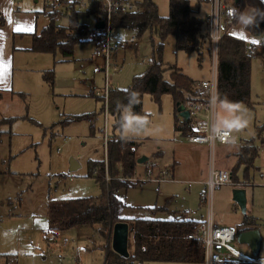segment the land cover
I'll return each mask as SVG.
<instances>
[{"label":"rangeland","instance_id":"1","mask_svg":"<svg viewBox=\"0 0 264 264\" xmlns=\"http://www.w3.org/2000/svg\"><path fill=\"white\" fill-rule=\"evenodd\" d=\"M22 1L20 11L41 12L44 9L41 0ZM153 1L161 16L169 15V0ZM0 2V11L4 20H7L6 13L17 11L16 3L14 0ZM192 6L197 7V0H192ZM209 7L206 3L200 4L199 15L202 18L209 14ZM81 18L89 29L93 28L91 17ZM66 22L65 19L61 21L63 24ZM45 24L47 20L40 21L38 31ZM117 31L118 37H136L133 46L118 53L117 61H112L110 69L112 87L128 88L134 76L144 74L148 69L153 49L158 48L161 39L157 30H147L141 35L135 30L114 29L115 35ZM91 34L92 30L85 37V42L75 46L70 59H65L60 51L50 53L51 69L55 72L52 85L44 81L43 71L30 70L24 72L29 76L24 89L14 95L0 91V253H5L1 254L0 264H104L102 246L106 241L93 228L73 226L55 231V239L49 240L52 233L50 206L72 198L101 194V188L93 177L96 173L89 175V163L106 158L102 133L104 112L102 103L91 91L94 90V94L103 92L105 75L102 67L90 57L94 47L93 42L88 41ZM20 36L17 35L16 44ZM23 39L27 43L32 40L30 34H23ZM162 58L167 64L181 67L198 81L213 76L208 44L201 55L177 51L175 37L168 35L163 40ZM251 83L254 108L239 106L247 124L242 129L233 130V134L238 136L239 146L242 140L254 136L264 141L263 126L256 134V126L264 122V49L252 59ZM217 105L219 112L223 104ZM182 111L187 110L183 109L181 103L176 105L170 94H163L160 101H156L151 94L145 93L142 113L130 115L124 112L123 115L144 121L138 131L114 128L109 116L111 136L115 134L142 141L138 155L147 158L146 162L155 174L165 168L172 172L174 179L163 183L144 182L138 177L145 178L146 169L144 165L138 164L135 174L131 178H124L132 186L117 193L124 201L120 209L123 217L171 218L170 211L151 210L166 204L168 209H199L200 214L206 215V207L198 205L199 193L203 190L202 180L209 171L210 151L206 144L192 145L181 131L175 129L174 116L176 113L180 115ZM70 115L85 116L70 121L67 120ZM223 150V147H216L214 158L217 167L219 164L227 167L231 162L226 159ZM175 161L178 164L174 170ZM238 177L245 181L243 171L238 173ZM234 189L231 185H223L215 190L214 221L216 225L229 226L237 231L239 225H235V221L236 224L241 223L246 215L256 217V230L261 239L257 255L247 243L239 242L237 237L233 247L248 257H264V183L255 179L243 187L247 196L245 213L236 207ZM108 243L111 247V243ZM147 264L167 263L154 261ZM239 264L251 263L242 261Z\"/></svg>","mask_w":264,"mask_h":264},{"label":"trees","instance_id":"2","mask_svg":"<svg viewBox=\"0 0 264 264\" xmlns=\"http://www.w3.org/2000/svg\"><path fill=\"white\" fill-rule=\"evenodd\" d=\"M225 18L228 29L239 22L238 15L246 7L264 9L262 0H224ZM201 3L209 0H197V7L192 6V0H169V15L161 16L159 8L153 0L139 1L140 9L135 12L118 13L112 18L113 29L135 30L138 35L149 30H157L161 39L158 48L153 49V55L144 74L134 76L128 88L113 87L110 89L107 107L113 120L114 128H121L123 115H139L142 113L143 96L151 94L160 101L163 94H170L175 104L183 103L195 97L196 81L186 74L176 64L163 61V40L168 35L175 37L177 51L197 52L202 54L208 44L211 52L208 20L199 15ZM210 6V4H209ZM231 9H238L237 18L230 15ZM66 11V13H65ZM47 24L39 33L34 32L30 50L36 52L56 53L60 51L65 59L73 57L75 46L85 42L90 32L89 26L82 22L83 15L100 13L95 9L79 11L73 5L65 6L62 14L51 12ZM58 14V13H57ZM57 16V17H56ZM67 17L68 23H60ZM1 22L4 20L1 18ZM252 35L264 33V20L256 26H249ZM89 40L94 41L93 34ZM95 42V41H94ZM264 49V44L248 43L228 33L224 34L218 47V103L230 101L236 105L253 108L252 102V59ZM54 70L43 71V79L48 84L54 83ZM92 95H95L94 93ZM104 112L105 99L97 97ZM85 115L69 116L67 120H79ZM175 129L186 136L192 129L190 120L181 115L174 116ZM264 127V125H263ZM257 127V132H258ZM142 141L133 137L112 135L106 145L104 160H91L90 176L96 173L95 180L101 188L98 196L72 198L67 202L52 205L49 210V221L52 231H61L73 226L82 225L93 228L105 239L104 264H147L161 261L167 264L192 262L203 264L204 244L199 239L189 235L196 229V219L190 218L187 212L170 211L167 207L155 206V211H170L171 218H127L120 214L124 201L118 196V191L128 189L132 185L124 178H131L138 166V149ZM256 138L242 142L239 146L237 163L232 169L234 182H248V171L254 166L260 146ZM244 168V180H239L238 170ZM125 222L129 227L128 256H122L112 248V234L115 224ZM257 218L246 216L239 230L255 229ZM111 243V247L109 243Z\"/></svg>","mask_w":264,"mask_h":264},{"label":"built area","instance_id":"3","mask_svg":"<svg viewBox=\"0 0 264 264\" xmlns=\"http://www.w3.org/2000/svg\"><path fill=\"white\" fill-rule=\"evenodd\" d=\"M46 9L41 13L47 19L51 17V12L56 15L62 14L65 6L73 5L79 11L95 9L99 17L104 21V26L92 29L95 38V51L93 57L103 58L102 70L105 75V85L103 92L97 91L95 96L105 99L104 127L102 128L105 147L111 137L109 134V114L107 100L111 85L110 69L114 57L121 51L127 50L136 43V37L119 38L111 27L112 18L118 13L135 12L140 9L138 0H45ZM210 11L207 16L208 32L211 46L212 73L213 76L208 80H201L196 83L195 97L187 99L182 103L183 109L189 112V119L192 129L186 137L190 143H203L209 146L211 163L209 175L205 181V188L200 193V205L206 207L207 217L201 220L190 238L199 239L204 244L203 264H222V256L219 250H224L231 256L251 264H264V257H248L233 247L236 239V231L228 226L215 225L212 220L213 215V194L215 190L223 185L241 187L243 182H234L231 172L226 169L217 168L213 163L214 149L217 144H236L237 138L232 130L219 128L217 126V95H218V47L219 42L228 31V20L225 18L224 0H209ZM58 13V14H57ZM66 13V11H65ZM56 16V17H57ZM144 122V121H143ZM146 173L145 178L140 180L154 181L157 183L173 181V174L170 170L163 168L156 174L151 165L143 163ZM55 232L52 231L49 240L55 239ZM78 262V259H76ZM78 264V263H77Z\"/></svg>","mask_w":264,"mask_h":264},{"label":"crops","instance_id":"4","mask_svg":"<svg viewBox=\"0 0 264 264\" xmlns=\"http://www.w3.org/2000/svg\"><path fill=\"white\" fill-rule=\"evenodd\" d=\"M14 1L16 3L15 7H17V11L11 10L8 14L6 13L7 20H4V16L2 15V13L0 11V23H2L1 18H3V20H4L3 24L5 23L4 25L2 24L0 26V91L7 93V94L11 93L13 95L16 94V92H18V90L24 89V87L26 85V80L29 78V76L26 75V73H24L25 71H30V70L44 71V70H51V68H52V59H51L52 57H51L50 53L36 52V51L30 50L32 40L30 43L23 41L24 40L23 34H30L31 35L34 32L39 33L40 32V31H38L39 22L42 21L43 19L47 20V19L43 18L41 15V13L44 11V9L46 7V1L44 0V2H43V0H41L43 3V7H44V9L41 12L30 11V10L20 11L21 4H23V1L22 0L19 2H16V0H14ZM38 1H40V0H35V2H38ZM12 3H13V1H12ZM206 4H208V3H206ZM246 8H248V7H246ZM0 9H2L1 2H0ZM209 9H210V7H209ZM199 10H200V8H199ZM83 16L92 18V20H93L92 23H94L93 28L96 27V25L99 23L100 20H102L99 17V15L96 16V14H92V15H86L85 14ZM207 16H208V14H207ZM207 16H206V18H207ZM63 19H65L67 21L66 22V24H67L68 23L67 17L62 18L60 20V23ZM81 20H82V18H81ZM61 24H63V23H61ZM66 24H63V25H66ZM45 25H43L42 28ZM243 27L244 26L242 25V23L238 22L237 24L229 27L228 33L237 37V38H242V39L246 40L248 43L264 44V33H262L261 35H258V36H254L249 31L243 29ZM92 29H90V31ZM118 31L116 32L117 37H118V34H117ZM18 34H21V36H20V39H18V42L16 44V40L19 37V36L17 37ZM91 35H90V38H91ZM131 36H133V35H131ZM129 37H130V35H129ZM31 38H32V36H31ZM119 38H125V37L120 36ZM126 38H128V37H126ZM88 41H91L94 44V47L92 49V53H91L90 57L92 59L96 60V64L99 67H102L103 58L93 57L95 46H96L95 42L92 40H88ZM74 52H75V50H74ZM117 55L114 57V60H116V61H117ZM32 68H34V69H32ZM41 69H43V70H41ZM194 80L196 82H198V80H196V79H194ZM88 84L92 85L91 82H88ZM93 91L94 90L91 91V94L94 93ZM4 97H9V96H4ZM218 104H223V106L221 107V110L218 112V105H217V126L219 128H224L223 127L224 122L232 120L234 115H236V113L234 111H230V107L234 109L236 104L233 103V105H231V106H226L225 103H218ZM263 125H264V122H262L256 126V134H257V127L260 128ZM233 130L234 129H232V132H233ZM235 136L237 138L236 144H230V145L217 144L215 146L214 156H215L216 147L217 146L223 147L224 148V150H223L224 156H226L227 160L229 159L231 161L229 164H227V167H224L221 164H219L218 165L219 167H217L215 158L213 157V163L217 168L233 169L234 166L236 165V163H237L236 153L238 152L239 144H238V136L237 135H235ZM252 138H255V136ZM246 140H249V139H245L242 141L244 142ZM255 143L260 146L259 154L255 159L254 166L252 168H250V170L248 171L249 179H248V182L245 183V185L248 184L250 181H254L255 179H259L260 183H264V141H261L258 138H256ZM191 144L192 145H201L203 143H191ZM209 151H210V148H209ZM138 156L141 157L140 155H138ZM177 164H178L177 161H175L173 164L174 170H175V167ZM139 165L143 166V164H139ZM209 168H210V165H209ZM174 170H173V172H174ZM228 171L231 172L230 170H228ZM240 171H243V174H244V168L243 167H241L237 173H239ZM208 175H209V171H208L206 177L204 178V180H202L203 190L205 188V181L207 180ZM245 185H243L241 187H235V188H243ZM203 190H201L200 193ZM200 193H199V205H198L199 207L203 206V205H200ZM167 202H169V201H167ZM235 204H236V202H235ZM164 206L167 207V204ZM236 207H239V206L236 204ZM169 210L171 211L174 209L169 208ZM198 210L199 209H193L191 211H189L188 209H175L174 211L187 212V214L190 218L196 219L197 221L204 220L207 217V210H206V215L200 214L198 212ZM246 216L243 218V220L239 224H236L237 221H235L234 224L239 225L238 230L240 228V225L242 224V222L246 218ZM212 220L215 223V221H214V210H213ZM215 225H216V223H215ZM256 227H257V222H256L255 229H256ZM219 252H220L222 259H223L222 264H239L240 262H242L239 259L231 256L230 254H228L224 250H219ZM1 254H5V253H0V261H1V256H2Z\"/></svg>","mask_w":264,"mask_h":264},{"label":"water","instance_id":"5","mask_svg":"<svg viewBox=\"0 0 264 264\" xmlns=\"http://www.w3.org/2000/svg\"><path fill=\"white\" fill-rule=\"evenodd\" d=\"M104 21L100 20L99 23L96 25L97 28L103 27ZM181 117L188 120L189 119V112L182 111L180 113ZM147 161L146 157H140L138 159L139 164H143ZM233 199L236 204L244 211H246V204H247V196L246 190L243 188H235L233 190ZM237 239L239 242L247 243L249 247L253 250L254 255L256 256L260 244L261 239L256 229L251 230H242L237 232ZM128 241H129V227L128 224L125 222H119L115 224L113 228L112 234V248L114 251L119 253L122 256H128Z\"/></svg>","mask_w":264,"mask_h":264},{"label":"clouds","instance_id":"6","mask_svg":"<svg viewBox=\"0 0 264 264\" xmlns=\"http://www.w3.org/2000/svg\"><path fill=\"white\" fill-rule=\"evenodd\" d=\"M264 2V0H262ZM238 9H231L230 15L233 16V18H237ZM239 22L242 23L244 26L243 29H248L249 26H256L261 20H264V9L259 7H248L245 8L243 11L239 12L238 15ZM226 106L233 105L232 102L227 101L225 102ZM230 111H234L236 115H234L233 119L227 122H224L223 127L227 130L232 129H242L246 126L247 120L243 116V112L239 111V105H236L235 108L230 107ZM124 123L122 124V128L125 131H138L139 128L143 127L144 122L141 119H135L128 115L123 117Z\"/></svg>","mask_w":264,"mask_h":264}]
</instances>
